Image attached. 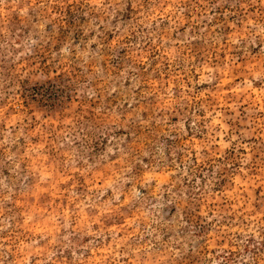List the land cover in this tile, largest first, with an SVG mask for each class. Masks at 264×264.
<instances>
[{
	"label": "rangeland",
	"instance_id": "rangeland-1",
	"mask_svg": "<svg viewBox=\"0 0 264 264\" xmlns=\"http://www.w3.org/2000/svg\"><path fill=\"white\" fill-rule=\"evenodd\" d=\"M0 264H264V0H0Z\"/></svg>",
	"mask_w": 264,
	"mask_h": 264
}]
</instances>
